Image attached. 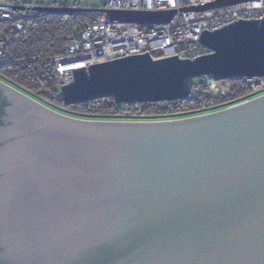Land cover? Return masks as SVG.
Returning <instances> with one entry per match:
<instances>
[{
    "label": "water",
    "instance_id": "95a60500",
    "mask_svg": "<svg viewBox=\"0 0 264 264\" xmlns=\"http://www.w3.org/2000/svg\"><path fill=\"white\" fill-rule=\"evenodd\" d=\"M33 10L138 23L175 13ZM199 43L211 52L74 69L61 100H187L195 79L264 77V18L202 31ZM0 264H264V93L183 118L98 120L0 80Z\"/></svg>",
    "mask_w": 264,
    "mask_h": 264
},
{
    "label": "built area",
    "instance_id": "2783aa9c",
    "mask_svg": "<svg viewBox=\"0 0 264 264\" xmlns=\"http://www.w3.org/2000/svg\"><path fill=\"white\" fill-rule=\"evenodd\" d=\"M216 0H105L101 7L110 10H175L168 22H119L110 20L106 13L98 12L92 21L79 25L60 55L46 60L57 75V96L61 99V86L72 81V70L131 54L148 52L153 59L177 56L194 59L211 50L199 43L202 31H213L240 19H263L264 0H242L232 4L199 9ZM69 0H7L0 4V64L11 61L8 45L13 34L21 30L24 20L35 13V7H68ZM22 8V10L17 9ZM189 7V10H183ZM248 86L246 101L264 93V77L245 78ZM193 80L190 97H196L202 84ZM212 96H226L230 86L225 81H203ZM234 103V104H237ZM230 104L228 106L234 105ZM137 106V103H133ZM210 105H203L208 111ZM123 114H127L125 109Z\"/></svg>",
    "mask_w": 264,
    "mask_h": 264
},
{
    "label": "trees",
    "instance_id": "16d2710c",
    "mask_svg": "<svg viewBox=\"0 0 264 264\" xmlns=\"http://www.w3.org/2000/svg\"><path fill=\"white\" fill-rule=\"evenodd\" d=\"M97 14H31L24 20L22 29L13 34V41L8 45L11 61L0 64V80L58 112L82 119L145 121L183 118L215 111L248 98L245 78L225 80L230 86V93L226 96L210 95L203 80L196 79L195 82L202 84L201 91L187 100L145 102L134 106L116 104L111 97H102L65 106L57 96V75L46 60L60 55L67 40L77 34L80 23L92 21ZM207 104L209 110L202 111V106ZM125 109L127 114L122 112Z\"/></svg>",
    "mask_w": 264,
    "mask_h": 264
},
{
    "label": "rangeland",
    "instance_id": "374dc122",
    "mask_svg": "<svg viewBox=\"0 0 264 264\" xmlns=\"http://www.w3.org/2000/svg\"><path fill=\"white\" fill-rule=\"evenodd\" d=\"M105 0H70L71 4H77L78 7H97L100 8ZM196 80V79H195Z\"/></svg>",
    "mask_w": 264,
    "mask_h": 264
},
{
    "label": "crops",
    "instance_id": "0c3cea01",
    "mask_svg": "<svg viewBox=\"0 0 264 264\" xmlns=\"http://www.w3.org/2000/svg\"><path fill=\"white\" fill-rule=\"evenodd\" d=\"M6 1H7V0H0V4L5 3ZM69 3L71 4L70 0H69ZM71 5H73V3H72ZM76 5H77V4H76ZM90 7H92V8H97V7H93V6H90Z\"/></svg>",
    "mask_w": 264,
    "mask_h": 264
}]
</instances>
